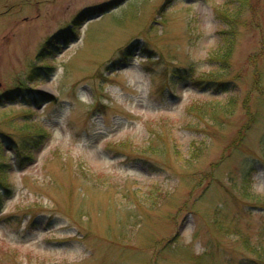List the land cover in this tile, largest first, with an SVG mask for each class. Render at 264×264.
<instances>
[{
    "label": "rangeland",
    "instance_id": "obj_1",
    "mask_svg": "<svg viewBox=\"0 0 264 264\" xmlns=\"http://www.w3.org/2000/svg\"><path fill=\"white\" fill-rule=\"evenodd\" d=\"M0 264H264V0H0Z\"/></svg>",
    "mask_w": 264,
    "mask_h": 264
},
{
    "label": "trees",
    "instance_id": "obj_2",
    "mask_svg": "<svg viewBox=\"0 0 264 264\" xmlns=\"http://www.w3.org/2000/svg\"><path fill=\"white\" fill-rule=\"evenodd\" d=\"M62 38H64L66 40L65 34L62 35Z\"/></svg>",
    "mask_w": 264,
    "mask_h": 264
}]
</instances>
